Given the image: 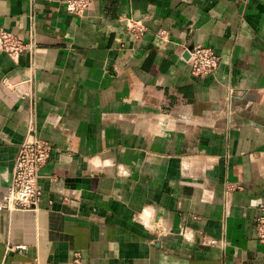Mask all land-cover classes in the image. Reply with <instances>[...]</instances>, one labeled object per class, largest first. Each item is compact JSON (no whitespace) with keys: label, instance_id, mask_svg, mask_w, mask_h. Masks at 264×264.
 Returning a JSON list of instances; mask_svg holds the SVG:
<instances>
[{"label":"crops","instance_id":"crops-1","mask_svg":"<svg viewBox=\"0 0 264 264\" xmlns=\"http://www.w3.org/2000/svg\"><path fill=\"white\" fill-rule=\"evenodd\" d=\"M0 0V203L52 146L35 210L0 208V264H264V0ZM220 65L192 75L183 47Z\"/></svg>","mask_w":264,"mask_h":264},{"label":"built area","instance_id":"built-area-1","mask_svg":"<svg viewBox=\"0 0 264 264\" xmlns=\"http://www.w3.org/2000/svg\"><path fill=\"white\" fill-rule=\"evenodd\" d=\"M94 0H67L66 8L70 14L82 16ZM0 50L15 58L31 50L21 37L0 29ZM188 56L191 73L196 78L212 75L220 65V58L202 45L191 44L183 47ZM52 152L50 143L36 135L28 136L21 144L15 159L13 178L8 194L1 201L0 208L7 210H35L41 201L39 179ZM256 237L264 244V202L256 218ZM70 264H83L76 254Z\"/></svg>","mask_w":264,"mask_h":264}]
</instances>
